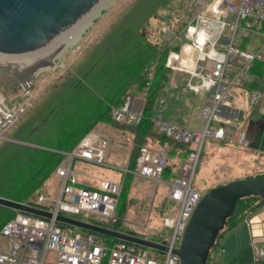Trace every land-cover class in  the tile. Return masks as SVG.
<instances>
[{"label":"built area","instance_id":"built-area-1","mask_svg":"<svg viewBox=\"0 0 264 264\" xmlns=\"http://www.w3.org/2000/svg\"><path fill=\"white\" fill-rule=\"evenodd\" d=\"M187 8L192 20L185 25L184 36L180 39L184 41L181 49L169 52L166 67L187 75L189 90L210 93V97L200 110L199 118L203 123L197 129L156 118L151 121L155 132L185 145L189 152L178 178L169 184L168 199L177 207L173 217L165 218L163 225L172 230L171 236L163 242L156 239L158 233L149 232L146 226L142 228L149 236L141 239L166 248L164 252L154 250L157 256L164 255L163 264H181L175 251L180 248L188 222L202 198L192 188V181L205 138L248 148L249 142L245 137L237 140L229 126L239 125L248 103L259 100L260 93L255 90L250 95L246 86L252 64L264 62V0H212L210 3L190 0ZM192 8L194 11L197 9L196 14ZM161 33L167 41L178 40L171 39L165 28ZM257 44L259 48L255 52L250 50ZM162 46L159 45V50L163 49ZM247 47L249 50H245ZM230 60L238 64L237 70L229 67ZM186 61L190 66L185 65ZM23 85L22 89L28 94V80H24ZM31 107L32 103L28 102L9 105L0 95V140ZM110 114L116 124L138 125L142 118L140 113L132 110L130 97L121 107L111 109ZM212 121L218 123L217 128L210 126ZM107 141L105 134L91 131L69 153L63 154L65 160L54 171L59 179L56 197L51 199L36 195L35 200L40 206L38 209L51 217L45 219L17 214L7 222L0 231L3 238L0 243V264H158L146 253L136 254L133 244L117 243L107 247L98 243L93 235L80 231L69 233L56 226L58 216L74 219L80 214L100 222H117L124 177L117 183L100 181L99 187L93 188L80 185L73 170L76 160L103 166ZM166 165L167 149L142 146L134 175L161 184ZM257 255L262 256L263 252L257 251Z\"/></svg>","mask_w":264,"mask_h":264},{"label":"trees","instance_id":"trees-1","mask_svg":"<svg viewBox=\"0 0 264 264\" xmlns=\"http://www.w3.org/2000/svg\"><path fill=\"white\" fill-rule=\"evenodd\" d=\"M174 1L134 0L129 11L87 51L81 64L72 73L65 74L55 82L40 103L35 104L6 133L8 141L0 140V198L40 208L35 202L36 195L64 161L63 154L69 153L99 124L111 125L133 136V148L128 162L130 171L135 169L139 148L142 146L167 149V155L184 156L187 159V147L155 132L151 122L154 119L155 104L169 84L173 71L165 65L169 50H159L155 35L144 32V28L157 17L160 10L168 9ZM179 9L178 5L173 10L180 14ZM176 19L177 15L174 23L179 28L180 19ZM248 76L246 89L248 92L255 91L264 77V62H254ZM135 96L143 99L141 122L138 125L114 123L111 120V109L121 107L128 97ZM168 173L169 167L166 165L163 176H168ZM260 177L264 175L253 178ZM131 178L129 173L124 175L116 223L100 222L94 218L84 220L82 214L76 215L74 219L138 237L136 233L124 231L120 223L126 213L124 204ZM263 206L264 199L260 197L252 196L238 201L233 215L226 219L210 250L206 264H210L212 250L220 245V241ZM17 214L35 217L0 206V231ZM56 226L65 231L72 229L74 232L93 235L98 243L107 247L117 243L129 244L63 223H57Z\"/></svg>","mask_w":264,"mask_h":264},{"label":"rangeland","instance_id":"rangeland-1","mask_svg":"<svg viewBox=\"0 0 264 264\" xmlns=\"http://www.w3.org/2000/svg\"><path fill=\"white\" fill-rule=\"evenodd\" d=\"M133 1H104L102 4L106 3L100 9L98 8L80 32L75 34V39L73 38L65 47L58 51L59 53L57 52L58 54L53 58L51 66L47 65V58L49 56L44 60L40 59L38 62L42 63L43 60L44 64H42L44 67L41 63L39 64L41 66H36L37 64L33 63L31 67L29 64L25 67L23 66L24 68H19L16 65L14 66V64L0 60V95L9 105H17L20 102L32 103L31 110L35 104L40 103L43 95L55 82L64 77L65 74L72 73L75 67L81 64L87 51L99 41L116 21L129 11ZM189 1L175 0L172 5H169L168 9L160 10L157 17L151 20L144 28V32L155 35L158 44L163 45V50L168 49L170 52L181 49L180 45L184 41L182 42L180 39L184 36L185 25L192 20L189 9L187 8ZM199 1L210 3L212 0ZM178 5L180 6V14L175 13L173 10ZM196 10L194 11V8H192L195 14ZM176 15L180 19L179 21L176 19L179 28L174 23ZM163 28L169 31L171 39L177 38L178 40L175 42H170L171 40L167 41L166 37L161 33ZM258 48L259 46L257 44L250 50L255 52ZM245 50H249V47ZM26 67L30 68L25 69ZM229 67L235 71L239 66L233 60H230ZM24 80H28L30 84L26 91L28 94H25V91L22 89ZM188 80L187 75L177 71L172 72L169 84L159 95V119L180 126L197 129L202 126L203 121L199 118V113L203 104H206L209 99L210 93H195L189 90L187 88ZM193 82L197 83V81ZM257 90H259L258 92L260 94H264V77L260 81ZM252 92L250 90L249 94L251 95ZM210 126L217 128L218 123L212 121ZM230 128L234 131L236 130L235 127L231 126ZM5 135L1 141H8ZM115 142L116 140L113 141L111 139L107 141L103 166L88 165L76 160L73 163V170L78 174L93 179L96 183L104 180L113 183L121 182L125 173L131 174L132 178L129 191L124 204L126 213L124 219L120 221L121 227L124 231L136 233L138 237H143L149 236V234L142 231V228L146 226L149 232L159 234V237H156V239L166 242L171 236L172 230L165 227L163 221L165 218L173 217L174 209L177 207L176 203L170 202L168 199L170 191L169 184L178 178L182 164L187 162L186 158L184 156L168 155V176H163V183L156 184L153 181L136 177L134 171L128 170L129 155L126 151L115 145ZM202 146L199 166L192 181V188L202 196L223 183L244 180L248 177L253 178L264 174V171H262L264 169V159H258L256 162L248 159L247 157L251 155V151L240 146L226 144L211 138H205ZM65 158L64 156V160ZM56 180V176L53 173L37 195L54 199L56 197V192L54 191ZM91 218V216L83 215L84 220ZM125 221L135 223L137 227L134 225H125ZM66 231L74 233L72 229H66ZM2 240L3 238L0 237V243ZM226 246L223 245L226 253H223L222 256H227ZM134 247L136 254L141 255L142 253H146L151 259L158 261V264H163L164 255L157 256V252L154 250L136 245ZM217 252L218 247L212 250L211 257H219L220 252Z\"/></svg>","mask_w":264,"mask_h":264},{"label":"water","instance_id":"water-1","mask_svg":"<svg viewBox=\"0 0 264 264\" xmlns=\"http://www.w3.org/2000/svg\"><path fill=\"white\" fill-rule=\"evenodd\" d=\"M103 1L0 0V59L24 63L44 56L80 32ZM252 196L264 199V177L233 181L202 196L185 229L181 246L175 251L181 264H206L210 250L238 201ZM0 206L40 218L51 217L43 210L2 198ZM56 221L143 248L166 250L163 245L140 237L72 218L58 216Z\"/></svg>","mask_w":264,"mask_h":264},{"label":"crops","instance_id":"crops-1","mask_svg":"<svg viewBox=\"0 0 264 264\" xmlns=\"http://www.w3.org/2000/svg\"><path fill=\"white\" fill-rule=\"evenodd\" d=\"M130 98L132 110L140 113L143 104L142 97L135 96ZM153 118L159 119V98L154 107ZM231 126L236 129L233 131L236 134L237 140L239 137H245L249 142L246 150L251 151V155L247 158L254 162L258 159H264V94H260V98L256 103H248L246 110L241 115L239 125L232 124L229 128ZM92 131L105 134L108 141L110 139L116 140L115 145L126 151L130 157L133 148V136L129 132L106 124H99ZM77 178L80 185L93 188L99 187V183L94 182L93 179L85 175L77 173ZM56 179L55 192H57L59 187V179L57 177ZM125 222L129 223L128 225L137 227L135 223ZM223 245H227V256H222L223 253H226ZM217 247V253L220 252L219 257L217 256L218 259L211 257L210 264H264V206L250 215L234 231L225 236ZM257 251H262L263 255L258 256Z\"/></svg>","mask_w":264,"mask_h":264},{"label":"bare ground","instance_id":"bare-ground-1","mask_svg":"<svg viewBox=\"0 0 264 264\" xmlns=\"http://www.w3.org/2000/svg\"><path fill=\"white\" fill-rule=\"evenodd\" d=\"M104 1H106V0H104ZM104 1H103V2H104ZM107 1H108V0H107ZM103 2H102V3H103ZM102 3H101V4L99 5V7H98L99 9H100V8H101L106 2H105L104 4H102ZM98 8H97V9H98ZM74 37H75V35L72 36L71 38H69L67 41H65V42L62 43L61 45H59L57 48H55V49L52 50L51 52L45 54L44 56H42V57H40V58H38V59H36V60H34V61L24 62V63H12V62L5 61V60H2V59H0V60H2L3 62H7V63H10V64H14V66L16 65L17 67L20 68V67H23V66L25 67L26 65H29V64H30V67H31V64H33V63H36V64H37L36 66H41V65H39L41 62L38 63V62L40 61V59H43V60H44V59H46V58L49 56V57L47 58V59H48L47 65H50V66H51V64L53 63V61H52L53 58L59 53L58 51L61 50V48L65 47V46L67 45V43H69ZM74 39H75V38H74ZM57 52H58V53H57ZM43 60H42V63H43ZM42 63H41V64H42ZM45 63H46V62H45ZM43 64H44V63H43ZM43 64H42V65H43ZM34 65H35V64H34ZM185 65H186V66H190L189 61H187V64L185 63ZM24 67H23V68H24ZM30 67H29V68H30ZM33 67L36 68L35 66H33ZM43 67H44V65H43ZM29 68L26 67L25 69H29ZM34 68H31V69H34ZM23 86L26 87V84L24 83Z\"/></svg>","mask_w":264,"mask_h":264}]
</instances>
